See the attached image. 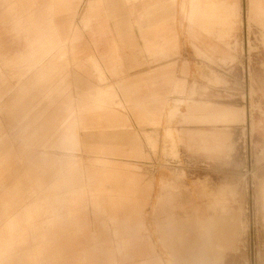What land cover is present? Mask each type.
<instances>
[{"label": "crops", "instance_id": "1", "mask_svg": "<svg viewBox=\"0 0 264 264\" xmlns=\"http://www.w3.org/2000/svg\"><path fill=\"white\" fill-rule=\"evenodd\" d=\"M176 1L0 0V29H14L17 36L14 40L0 34V81L4 83L0 88V115L3 116L0 118V163L5 167L2 172L9 177L19 171L22 178L24 174L27 177L31 174L40 188L50 190L60 199L56 210L48 216L30 217L28 209L24 211L23 207L17 233L6 226L0 228V264L45 262L50 258V239L44 230L61 229V225L73 228L67 244L78 247L77 237L84 236L89 225L85 212L91 193L93 207L115 227L119 254L130 261L143 260L152 254V264H161L154 260V249L147 248L138 238L149 187L141 189L143 176L132 171L136 167L129 162L147 158L138 137L127 129H130L128 124H163L167 100L188 92L190 69L195 64L203 65V60L190 52L187 40L177 36ZM249 1L250 20L264 26V0ZM186 2L190 7L187 10ZM180 6L187 33L202 45L198 50L212 54V60H218L219 53L230 58L229 48L222 49L219 43L228 47L234 37L241 21L239 0H181ZM84 29L90 31L85 33ZM116 29H131L124 34L130 38L126 44L128 49L132 47L130 52L119 53L116 49ZM210 38L217 41L211 42ZM258 65L262 98L264 51ZM212 69L219 71L217 67ZM111 76L118 78L110 79ZM104 80H110L114 89L102 90L98 82ZM34 93L30 101L29 96ZM41 99L51 103L43 102L41 106ZM34 100L38 111L30 117ZM113 102L128 104L133 114L119 112L111 106ZM199 103L188 110L185 121L198 119L216 126L244 122L241 108ZM260 123L259 140L264 149V99ZM200 128L188 139L180 133V142H186L193 149L226 153L230 148L227 132L214 131L208 126ZM93 130L99 137L93 136ZM108 131L115 135L108 136ZM169 133H172L170 129ZM231 135L235 141L236 133ZM79 151L90 158L94 155L93 164L100 165L102 173L92 177L91 161L86 169L81 160L75 159ZM203 172L222 177L233 175V171L224 168L203 169ZM106 182L112 187L106 189ZM92 183L95 191L90 190ZM261 195L264 198V189ZM169 203L166 197L160 202ZM1 219L7 221L8 217ZM166 219L174 222L179 218L170 214ZM30 239L35 247L22 256L17 254L16 247ZM162 241L176 262L188 264L178 239L164 234ZM235 243V238L229 239V247ZM71 248L74 253L55 250L54 261L77 264L76 252H87ZM224 250L217 249L214 255L217 264L223 259ZM106 261L113 262L114 258L107 256L100 263L88 259L81 264H106Z\"/></svg>", "mask_w": 264, "mask_h": 264}, {"label": "rangeland", "instance_id": "2", "mask_svg": "<svg viewBox=\"0 0 264 264\" xmlns=\"http://www.w3.org/2000/svg\"><path fill=\"white\" fill-rule=\"evenodd\" d=\"M239 3L241 21L234 37L231 38L230 45L226 47L218 42L222 49L229 48L231 57L225 58L222 53H219V59L212 60L213 55L201 53L198 48L202 45H199V42L187 33V23L181 12V0L176 1L177 36L187 40L190 52H194L196 58L203 60V65L195 64L190 69L191 85L188 92L181 97L175 95L167 100L162 114L163 124L157 126L128 124L130 129L127 130L138 137L140 147L147 158L137 160L135 163L129 162L136 167L131 170L143 176L141 189L149 187L147 199L144 200L143 225L138 230V238L147 248L154 249V260L161 264H180L173 259L169 248L164 245L162 241L164 234H169L174 240L178 239V243L182 246L183 258L187 261L189 259L188 264H217L214 255L219 248L227 249L223 252L224 256L220 264H264V198L261 195V190L264 189V149L259 140L261 103L264 97L261 98L262 91L258 76L259 58L264 51V26L259 21L250 20L249 0L248 3L246 0H239ZM188 8H190L189 2H186V10ZM12 30L14 29H0L1 37L14 39L17 36ZM83 31L86 33L90 29ZM130 31L131 29L114 30L117 34L115 46L119 53L132 50V47L128 49L126 46L129 36L124 35ZM210 40L217 41L213 38ZM213 67L219 68V71L214 72ZM117 78L118 76L110 77V79ZM98 83L106 92L113 88L110 86V80ZM199 83L202 85L199 86ZM2 86L4 83L0 81V88ZM96 94L97 92L94 91L93 95ZM34 95L36 93L29 96L30 101ZM54 96L53 94L52 100ZM118 101H120L119 98ZM198 101L199 104L206 106H214L213 103H217L241 108L244 122L231 126H216L203 123L201 120L198 122V119L185 121L188 110ZM36 102L37 100H34V107L29 113L30 117L38 111ZM43 102L51 103L50 100L41 99V106ZM115 102L111 103V106L117 108L119 112L127 116L128 113L133 114L128 104L115 105ZM2 117L0 115V118ZM202 126H208L214 131L223 129L222 131L230 135V148L226 153L215 154L193 149L189 148L186 142H180V133L188 139L190 134H197L195 130ZM168 129L172 133L167 134ZM233 132L236 133L235 141L231 135ZM107 134L115 135L112 131H108ZM117 134L120 133L117 132ZM246 134L252 137L249 146L251 153L248 157L240 151L243 142L245 143L244 140L240 141L241 136L245 138L243 136ZM125 135L127 137L128 134ZM93 136L99 137L96 130H93ZM76 153L78 156L75 159L81 160V165L86 166V169L92 164V177L102 173L101 166L93 164L94 155L90 158L82 151ZM201 157H205L206 160L203 161ZM61 158L64 159V157ZM249 162L253 165L252 176L244 172ZM4 168L0 163V219L7 216L8 220L1 219L0 228L6 226L11 228L13 233H17V228L21 226L19 219L23 207H25L24 211L28 209L30 217L48 216L47 214L56 210L60 199L50 190L40 188L31 178V174L28 177L24 174L22 178V174L18 171L12 172L8 177L4 171L2 172ZM213 168L231 170L233 175L228 174L222 177L218 174L203 172V169L210 171ZM91 186L90 190L95 191L93 183ZM111 187L110 182H106L105 188ZM223 191L224 193H221ZM164 197L171 203L160 204ZM91 200L92 193L85 212L89 225L85 235L81 238L77 237L78 247L67 244L73 234L72 227L61 225V229H45L50 239L48 245L50 258L41 264H57L53 259L55 250L61 249L65 252L70 250L69 247L87 250V252H76L77 264L85 263L88 259L90 262L99 261L100 263L107 256H112L114 261L104 262L106 264H145L147 262L152 264V254L139 261L125 260L119 254L114 225L106 219V215L93 207ZM26 202H28L27 206ZM170 214L179 219L170 222L166 219ZM197 216L199 218H196ZM166 224L163 230L162 227ZM231 238H235L236 243L229 247L228 242ZM34 247L35 243L30 239L17 246L16 253L22 256Z\"/></svg>", "mask_w": 264, "mask_h": 264}, {"label": "built area", "instance_id": "3", "mask_svg": "<svg viewBox=\"0 0 264 264\" xmlns=\"http://www.w3.org/2000/svg\"><path fill=\"white\" fill-rule=\"evenodd\" d=\"M246 127H249V126H246ZM243 137H245V138H242V136H241L240 141L241 140H244L245 141V143L243 142V147L244 148L241 146L240 151L244 153V156L247 155V157H248V155L251 153L250 152V149H249V146L251 145L252 137H251L250 134H249V136L246 134ZM252 167H253L252 162H249V164L246 165V168H245L244 172H247L249 174L248 176H252V172H253L252 171L253 170Z\"/></svg>", "mask_w": 264, "mask_h": 264}]
</instances>
